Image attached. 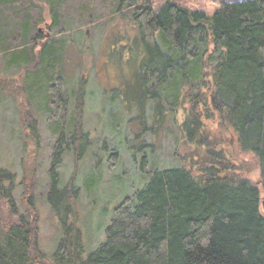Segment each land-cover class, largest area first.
Wrapping results in <instances>:
<instances>
[{"label":"trees","instance_id":"obj_1","mask_svg":"<svg viewBox=\"0 0 264 264\" xmlns=\"http://www.w3.org/2000/svg\"><path fill=\"white\" fill-rule=\"evenodd\" d=\"M116 19L127 23L118 40L135 65L133 80L115 88L135 111L134 140L172 121L189 150L176 154L180 165L158 169L157 146L141 141L145 183L114 206L102 242L86 253L79 188L73 175L61 181L64 157L81 163L91 141L85 78L69 91L66 59L74 35L92 42L94 28ZM7 96L21 157L18 173L0 165V264H264V0L225 1L211 16L175 0H0V102ZM45 118L54 142L40 186ZM121 122L111 109V130ZM220 143L242 156L237 167ZM118 160L111 155L113 168ZM249 164L256 183L239 173ZM40 199L58 221L50 254Z\"/></svg>","mask_w":264,"mask_h":264},{"label":"rangeland","instance_id":"obj_2","mask_svg":"<svg viewBox=\"0 0 264 264\" xmlns=\"http://www.w3.org/2000/svg\"><path fill=\"white\" fill-rule=\"evenodd\" d=\"M152 1L154 7L165 2V0ZM175 1L192 10L201 9L211 16L222 2L232 0ZM126 24L125 21L116 19L103 31L94 28L92 42L74 35V40L70 43L73 49L69 50L66 59L69 91L75 90L81 75L85 78L84 126L90 132L91 141L89 155L81 163L76 164L70 156L64 157L61 165V181L66 183L73 175L74 184L79 188L81 229L86 238V253L102 242L104 229L111 218V210L114 206L124 197L140 190L145 183L144 177L138 170V163L148 150L143 152L140 149L141 141L148 144L155 143L157 146L153 160L155 168L158 169L180 165L181 162L176 154L180 155L189 150L182 147L177 128L172 121L166 124L165 129L160 131L158 136L152 137L149 130H146L139 138L141 141L134 140L135 135L139 133L136 122L132 120L135 111L123 109L115 90L122 86L123 89L126 88V85L133 80V61L127 62L126 47L118 40L127 27ZM120 50L124 55L118 54ZM113 108H118L122 115V122L117 128L119 133L111 130L108 123V115ZM181 118L182 115H179V119ZM17 132L18 122L14 105L7 96L0 102V165L9 166L16 173L19 172L21 157ZM53 142L54 136L47 126L46 118L41 119L37 151L39 166L36 172L40 186H44L48 181L47 170ZM220 145H224L237 167L242 156L237 159L231 147L229 148L225 143ZM196 150L201 149L192 151ZM112 154H116L119 159L114 168L110 164ZM244 157L252 161L251 156ZM239 173L249 178L252 183L260 180L259 169L251 164L247 172ZM38 206L39 236L44 250L50 254L59 240L58 221L42 199L39 200Z\"/></svg>","mask_w":264,"mask_h":264}]
</instances>
